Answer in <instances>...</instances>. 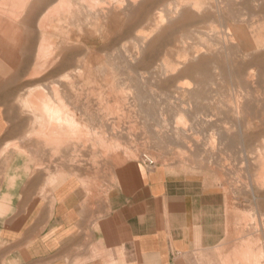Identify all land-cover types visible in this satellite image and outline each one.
I'll return each instance as SVG.
<instances>
[{
    "label": "rangeland",
    "instance_id": "1",
    "mask_svg": "<svg viewBox=\"0 0 264 264\" xmlns=\"http://www.w3.org/2000/svg\"><path fill=\"white\" fill-rule=\"evenodd\" d=\"M24 1L0 0V43L11 45L0 109L16 136L6 148L32 153L50 186L65 169L98 198L126 161L167 168L224 200L225 264H264V0ZM37 89L63 102L74 138H32L46 122L29 103Z\"/></svg>",
    "mask_w": 264,
    "mask_h": 264
},
{
    "label": "crops",
    "instance_id": "2",
    "mask_svg": "<svg viewBox=\"0 0 264 264\" xmlns=\"http://www.w3.org/2000/svg\"><path fill=\"white\" fill-rule=\"evenodd\" d=\"M2 45L0 64L11 56ZM259 55L264 60V46ZM15 137L0 109V264H225L235 257L225 245L219 194L142 160L120 164L101 198L65 169L50 186L48 171H34L32 153L6 148Z\"/></svg>",
    "mask_w": 264,
    "mask_h": 264
},
{
    "label": "bare ground",
    "instance_id": "3",
    "mask_svg": "<svg viewBox=\"0 0 264 264\" xmlns=\"http://www.w3.org/2000/svg\"><path fill=\"white\" fill-rule=\"evenodd\" d=\"M29 0H25L24 1V4L22 5V7H26V5H28L27 3H29L28 2ZM109 1V0H108ZM190 1V0H189ZM98 2V1H97ZM110 2V1H109ZM183 2V1H182ZM198 2V1H197ZM102 3V2H101ZM118 3H120L121 4V2L119 1ZM124 3V2H123ZM122 3V4H123ZM150 3V2H149ZM196 3V2H195ZM194 3V4H195ZM96 4V3H95ZM98 4H100L99 2L97 3V5ZM103 4H105L104 2H103ZM125 4V3H124ZM34 5V4H33ZM86 5H87V3H86ZM88 5H89V3H88ZM101 5V4H100ZM107 5V4H106ZM117 5V4H116ZM142 5V4H141ZM151 5V4H150ZM170 5V4H169ZM180 5V4H179ZM196 5V4H195ZM20 6V5H19ZM18 6V7H19ZM143 6V5H142ZM217 6V5H216ZM215 6V7H216ZM22 7H20V8H22ZM32 7H34V6H32ZM88 7V6H87ZM91 7H92V4H91ZM107 7V6H106ZM109 7V6H108ZM187 7V6H186ZM193 7H195L194 5H193ZM214 7V8H215ZM14 8V7H13ZM20 8H18L19 10H20ZM89 8V7H88ZM100 8V7H99ZM135 8H136V5H135ZM143 7H141L140 9H142ZM188 8V7H187ZM219 8V7H218ZM15 9V8H14ZM17 9V8H16ZM34 9V8H33ZM71 9V8H70ZM113 9V8H112ZM148 9H149V7H148ZM148 9H146V11H148ZM171 9V8H170ZM21 10H23V8L21 9ZM35 10V9H34ZM73 10H75V12L74 13H76V9H73ZM92 10H94V9H92ZM144 10V9H143ZM143 10H141V11H143ZM176 10V9H175ZM178 10V9H177ZM176 10V11H177ZM220 10V9H219ZM222 10V9H221ZM231 10V9H230ZM72 11V10H71ZM145 11V12H146ZM216 11V10H215ZM218 11V10H217ZM37 12H38V10H37ZM37 12H36V14H37ZM140 12V11H139ZM144 12V11H143ZM182 12H184L183 11V9H182ZM193 12V11H192ZM191 11H190V13H192ZM206 12H208V11H206ZM221 12V11H220ZM127 13V12H126ZM138 13V12H137ZM160 13V12H159ZM185 13V12H184ZM189 13V11H188V14H190ZM195 13V12H194ZM218 13V12H217ZM5 14V13H4ZM20 14V13H19ZM18 14V15H19ZM45 14V13H44ZM72 14V13H71ZM142 14V13H141ZM145 14V13H144ZM197 14V13H196ZM39 15V14H38ZM177 15V14H176ZM183 16H185L184 14H182ZM181 15V16H182ZM8 16V15H7ZM11 16V15H10ZM10 16H8V17H10ZM76 16V15H75ZM139 16H141V15H139ZM161 16V15H160ZM182 16V17H183ZM192 16H193V14H192ZM200 16V15H199ZM14 17V16H13ZM15 17H17V15H15ZM14 17V18H15ZM42 17H43V15H42ZM188 17V16H187ZM18 18V17H17ZM44 18V17H43ZM149 18V17H148ZM194 18V17H193ZM13 19V18H12ZM52 19V18H51ZM175 19V18H174ZM173 19V20H174ZM108 20V19H107ZM136 20V19H135ZM139 20V19H138ZM141 20V19H140ZM139 20V21H140ZM143 20V19H142ZM141 20V21H142ZM146 20V19H145ZM149 20V19H148ZM161 21H162V17H161V19H160ZM188 20V19H187ZM52 21V20H51ZM50 21V22H51ZM111 21V20H110ZM161 21H160V23H161ZM175 21V20H174ZM14 22V21H13ZM15 22H17V20H15ZM39 22V21H38ZM120 22V21H119ZM155 22H157V21H155ZM53 23V22H52ZM111 24H112V22H110ZM132 23V22H131ZM136 23V22H135ZM135 23H134V27H135ZM139 23V22H138ZM147 23V22H146ZM125 24V23H124ZM128 24V23H127ZM143 24V23H142ZM154 24V23H153ZM156 24V23H155ZM154 24V25H155ZM25 25H27V24H25ZM50 25H52V24H50ZM129 25V24H128ZM146 25V24H145ZM149 25H151V24H149ZM159 25V24H158ZM108 26V25H107ZM120 26H122V25H120ZM138 25H136V27H137ZM156 26H157V24H156ZM155 26V27H156ZM27 27V26H26ZM29 27V26H28ZM108 27H110L111 28V25H109ZM113 27V26H112ZM128 27V26H127ZM162 28H164V25L163 26H161ZM167 27V26H166ZM169 27V26H168ZM14 28V27H13ZM51 28H52V26H51ZM87 28V27H86ZM106 28V27H105ZM19 29V28H18ZM85 29V28H84ZM130 29V28H129ZM131 29H133V28H131ZM26 30V29H25ZM73 30V29H72ZM63 31V30H62ZM86 31H87V29H86ZM123 31V30H122ZM127 31V30H126ZM140 31V30H139ZM11 32V31H10ZM51 32V31H50ZM104 32V31H103ZM31 33V32H30ZM57 33V32H56ZM70 33V32H69ZM92 33V32H91ZM58 34V33H57ZM75 35H77L76 33H74ZM88 34V33H87ZM86 34V35H87ZM103 34V33H102ZM122 34V33H121ZM120 34V35H121ZM27 35V34H26ZM25 34H24V36H26ZM74 35V36H75ZM101 35V34H100ZM105 35V34H104ZM137 35H139V34H137ZM63 36H65V35H63ZM71 36H73V35H71ZM88 36V35H87ZM86 36V37H87ZM113 36V35H112ZM56 37H58V36H56ZM76 37V36H75ZM78 37V36H77ZM76 37V38H77ZM91 38V36H88V38ZM96 37V36H95ZM100 37V36H99ZM103 37V36H102ZM24 38V37H23ZM32 38H33V36H32ZM26 39V38H25ZM27 39H28V37H27ZM34 39V38H33ZM80 39V38H79ZM38 40V39H37ZM41 40V39H40ZM40 40H39V42H40ZM81 40V39H80ZM89 40V39H88ZM146 40V39H145ZM21 41H23V40H21ZM26 41L27 40H25V43H26ZM30 41H33L32 39H30ZM43 41V40H42ZM36 42V41H35ZM57 42V41H56ZM66 42V41H65ZM69 42H71V41H69ZM75 42V41H74ZM77 42V41H76ZM6 43V42H5ZM8 43V42H7ZM28 43H30L29 42V40H28ZM43 43V42H42ZM42 43H41V46H42ZM73 43V42H72ZM15 45H16V43H14ZM19 44V43H18ZM74 44V43H73ZM79 43H77V45H78ZM87 44V43H86ZM4 45V44H3ZM9 45V44H8ZM20 45V44H19ZM25 45H27L26 46V48H28V44H25ZM61 45V44H60ZM9 46H11V45H9ZM84 46H85V44H84ZM143 46V45H142ZM7 47V46H6ZM43 48H44V46H42ZM57 47V46H56ZM68 47V46H67ZM78 47H79V45H78ZM83 47V46H82ZM8 49H11L10 47H7ZM17 47H15V49H16ZM23 48V47H22ZM38 48V47H37ZM21 49V48H20ZM48 49V48H47ZM47 49H45V50H47ZM51 49V48H50ZM22 50V49H21ZM24 50V49H23ZM28 51L30 50L29 48L27 49ZM27 50H25V51H27ZM44 50V49H43ZM45 50H44V55H48V54H46L45 53ZM57 50V49H56ZM88 50H90V49H88ZM5 50H3V52H4ZM50 51V50H49ZM58 51V50H57ZM85 51V50H84ZM6 52V51H5ZM4 52V53H5ZM33 52V51H32ZM35 52V51H34ZM42 52V51H41ZM48 52V51H47ZM15 54H17V53H15ZM19 54V53H18ZM23 54H24V52H23ZM30 54H32V53H30ZM53 54V53H52ZM52 54H50V55H52ZM63 54V53H62ZM2 55H3V53H2ZM6 55V54H5ZM43 55V54H42ZM4 56V55H3ZM34 56V55H33ZM40 56V55H39ZM55 56V55H54ZM57 56V55H56ZM36 57V56H35ZM44 57V56H43ZM47 57V56H46ZM50 57V56H49ZM90 57V56H89ZM3 58V57H2ZM21 58V56H19V59ZM25 58H26V56H25ZM24 58V59H25ZM30 58V57H29ZM86 58V57H85ZM69 59V58H68ZM44 60H46V59H44ZM96 60V59H95ZM20 61H24V60H20ZM19 61V62H20ZM32 61H33V59H32ZM38 61V60H37ZM67 61V60H66ZM65 61V62H66ZM88 61V60H87ZM5 62V61H4ZM25 62V61H24ZM30 62V61H29ZM43 62V61H42ZM111 62V61H110ZM27 63V62H26ZM4 64V63H3ZM2 64V65H3ZM20 64V63H19ZM18 64V65H19ZM25 64V63H24ZM28 64V63H27ZM45 64V63H44ZM56 64V63H55ZM73 64H75V63H73ZM95 64V63H94ZM108 64V63H107ZM14 65V64H13ZM64 65V64H63ZM96 65V64H95ZM20 66H23V65H20ZM31 66V65H30ZM32 66H33V64H32ZM39 66H41V64L39 65ZM53 66H54V64H53ZM77 66V64L75 65V67ZM97 66V65H96ZM11 67V66H10ZM18 67V66H17ZM17 67H12V68H17ZM57 67V66H56ZM55 67V68H56ZM11 68V69H12ZM20 68V67H19ZM20 69H22L23 70V68H20ZM31 69V68H30ZM45 69H46V67H45ZM57 69H59V68H57ZM76 69H77V67H76ZM80 69V68H79ZM99 69V68H98ZM16 70V69H15ZM25 71V70H24ZM22 72V71H21ZM31 72V71H30ZM75 72V71H74ZM76 72H77V70H76ZM80 72V71H79ZM18 73V72H17ZM20 73V72H19ZM24 73V72H23ZM22 73V74H23ZM35 74V73H37V72H31V75H33V74ZM83 73V72H82ZM99 73V72H98ZM43 74H44V72H43ZM19 76H20V74H18ZM30 75V76H31ZM37 75H38V73H37ZM82 75V74H81ZM109 75V74H108ZM15 76V75H14ZM117 76V75H116ZM32 77H34V75L33 76H31V78ZM109 77V76H108ZM107 77V78H108ZM14 78H16V77H14ZM20 78H21V76H20ZM27 78V77H26ZM30 78V77H29ZM38 78V77H37ZM62 78H64V77H62ZM62 78L61 79H59V80H62ZM68 79H69V77H67ZM67 79V80H68ZM13 80V79H12ZM15 80H17V78L15 79ZM34 80V79H33ZM54 80V79H53ZM66 80V79H65ZM64 80V81H65ZM81 79H79V81H80ZM85 81H87V80H85ZM15 82V81H14ZM13 82V83H14ZM96 83V82H95ZM38 84V83H37ZM36 84V85H37ZM44 84V83H43ZM53 84V83H52ZM61 84V83H60ZM59 84V85H60ZM64 84V83H63ZM70 84H73L72 82L70 83ZM97 84V83H96ZM49 85V84H48ZM54 85H56V84H54ZM53 85V86H54ZM69 84H67V86H68ZM92 85V84H91ZM35 86V85H34ZM90 86V85H89ZM18 87V86H17ZM36 87V86H35ZM55 87V86H54ZM62 87V86H61ZM85 87V86H84ZM92 87V86H91ZM40 88V87H39ZM59 88V87H58ZM64 88H65V86H64ZM26 89V88H25ZM54 89V88H53ZM55 89H56V87H55ZM66 89H67V87H66ZM39 89H37L36 90V92H40L41 90H45V89H41L40 91H38ZM34 91H35V89H34ZM69 91V90H68ZM76 92V91H75ZM73 93V92H72ZM71 93V94H72ZM48 94V93H47ZM58 97V96H57ZM69 97V96H68ZM78 99V98H77ZM54 102V101H53ZM30 104H31V106H32V108H33V110H35L38 114H40V116L41 117H43V118H45V120H46V122L44 123L45 124V126H42V124H41V128H42V131L41 130H38V131H40V132H38V135H35V137H32V138H34V139H38V140H42L43 142H45L46 143V141H47V143L50 145V144H58V143H60V142H62V138H61V136H60V134L58 133V131H57V129L58 128H63V129H66V131H67V133H68V136H72L73 137V135H74V133L73 132H71L70 131V129L68 128L69 126H77V121H75L74 119H72L67 113H64V115H62V116H60L59 115V112H60V110H58L57 108H64L65 109V107H64V104H62L63 102H61V101H57L56 103H57V105L56 106H53V103H52V100L50 99V97H47L46 96V93L45 94H43L42 93V91H41V93H36L35 94V96L33 97V98H31L30 99V102H29ZM77 104V103H76ZM115 104V103H114ZM59 105V106H58ZM68 106V105H67ZM32 108H30V109H32ZM83 108V107H82ZM121 109V108H120ZM67 110V109H66ZM65 110V111H66ZM69 111V110H68ZM62 112V111H61ZM67 112V111H66ZM87 113V112H86ZM76 117V116H75ZM82 120V119H81ZM48 126H47V125ZM79 124V123H78ZM64 126V127H63ZM66 127V128H65ZM45 128H51L50 130V132L49 133H47V131L46 132H44V130H46ZM71 128H74V127H71ZM44 129V130H43ZM75 129V128H74ZM73 129V130H74ZM76 130H77V128H76ZM65 131V132H66ZM84 131V130H83ZM34 133H36V131L34 132ZM37 134V133H36ZM78 135H80V136H82L81 134H83V133H81V134H79V132L77 133ZM94 134V133H93ZM32 135H33V133H32ZM31 135V136H32ZM77 135V136H78ZM74 138V137H73ZM76 139V138H75ZM77 140V139H76ZM81 140H83V139H81ZM264 180V179H263Z\"/></svg>",
    "mask_w": 264,
    "mask_h": 264
},
{
    "label": "built area",
    "instance_id": "4",
    "mask_svg": "<svg viewBox=\"0 0 264 264\" xmlns=\"http://www.w3.org/2000/svg\"><path fill=\"white\" fill-rule=\"evenodd\" d=\"M144 159H145V158H144ZM147 163H148V165H149V166H151V167L153 166V163H152V161H150V160H147Z\"/></svg>",
    "mask_w": 264,
    "mask_h": 264
}]
</instances>
